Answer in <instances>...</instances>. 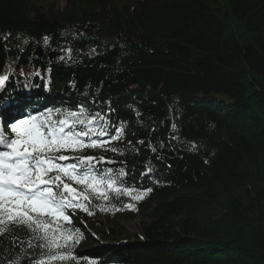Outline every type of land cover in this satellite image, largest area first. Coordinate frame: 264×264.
I'll return each mask as SVG.
<instances>
[{
	"label": "trees",
	"instance_id": "16d2710c",
	"mask_svg": "<svg viewBox=\"0 0 264 264\" xmlns=\"http://www.w3.org/2000/svg\"><path fill=\"white\" fill-rule=\"evenodd\" d=\"M4 75L3 118L82 106L107 122L100 140L123 124L120 152L83 154L152 189L136 210H76L74 264H264V0H0ZM140 210L139 236L108 227ZM29 240L0 235V264H31Z\"/></svg>",
	"mask_w": 264,
	"mask_h": 264
},
{
	"label": "snow or ice",
	"instance_id": "6c2138e0",
	"mask_svg": "<svg viewBox=\"0 0 264 264\" xmlns=\"http://www.w3.org/2000/svg\"><path fill=\"white\" fill-rule=\"evenodd\" d=\"M44 43L48 44V37H44ZM62 51L71 58L70 48ZM8 80L9 76H0V89H5ZM28 103L21 100L18 110L22 111ZM0 116L4 113L0 112ZM106 123L99 113L90 115L81 106L79 111L48 108L23 118L5 117L4 124L0 125V235L25 231L30 236L28 247L36 250L37 258L31 264H74L77 261L74 248L83 239V233L79 227L71 226L72 217L76 210L94 215L89 207L93 199L103 200L105 206L99 210L108 211L106 205L110 196L116 200L128 197L129 202L123 207L136 210L132 201L139 202L152 191L128 185L124 178L129 173L124 168L114 175L112 169L96 168L98 164H115L116 161L83 154L87 149L96 148L120 152L106 145L122 138L123 124L113 126L115 134L108 140L92 139L109 135ZM93 124L98 127H92ZM175 127L173 124L172 128ZM151 151L155 153L157 149L152 147ZM69 160L75 162L62 163ZM152 171L151 167H146L140 175L147 176Z\"/></svg>",
	"mask_w": 264,
	"mask_h": 264
},
{
	"label": "rangeland",
	"instance_id": "374dc122",
	"mask_svg": "<svg viewBox=\"0 0 264 264\" xmlns=\"http://www.w3.org/2000/svg\"><path fill=\"white\" fill-rule=\"evenodd\" d=\"M108 147V145H106ZM74 160H69L62 163H73ZM148 211L145 210L137 213L132 214L129 213L133 218L131 220L123 219L120 214L110 223H108V227L112 228L113 230H122L123 232L127 233L129 236H139L141 230V223L148 220ZM102 226H107V221L105 219L99 220ZM95 236V235H94ZM96 237V236H95Z\"/></svg>",
	"mask_w": 264,
	"mask_h": 264
},
{
	"label": "water",
	"instance_id": "95a60500",
	"mask_svg": "<svg viewBox=\"0 0 264 264\" xmlns=\"http://www.w3.org/2000/svg\"><path fill=\"white\" fill-rule=\"evenodd\" d=\"M35 56H38V57H40L41 55H40V51H38V53L37 54H35ZM49 58L50 59H53L54 57L53 56H49Z\"/></svg>",
	"mask_w": 264,
	"mask_h": 264
}]
</instances>
